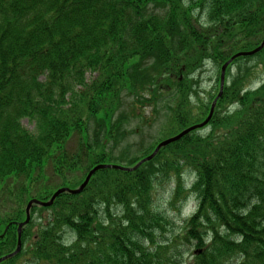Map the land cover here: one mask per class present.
I'll return each mask as SVG.
<instances>
[{
    "label": "trees",
    "instance_id": "trees-1",
    "mask_svg": "<svg viewBox=\"0 0 264 264\" xmlns=\"http://www.w3.org/2000/svg\"><path fill=\"white\" fill-rule=\"evenodd\" d=\"M263 38L264 0H0V257L17 248L31 200L79 187L99 163L136 165L176 128L203 121L210 107L197 94L195 111H179L198 93L195 73ZM242 59L264 65V46L229 64L206 125L136 169L101 168L82 191L33 202L21 251L0 264H170L158 251L178 241L194 248L183 264H264V82L252 86ZM126 95L136 117L174 103L168 134L142 142L132 159L120 147L130 136V115L117 113ZM183 172L195 178L197 206L170 232L174 220L154 193L176 180L171 202L180 209ZM157 232L172 236L157 243Z\"/></svg>",
    "mask_w": 264,
    "mask_h": 264
},
{
    "label": "rangeland",
    "instance_id": "rangeland-1",
    "mask_svg": "<svg viewBox=\"0 0 264 264\" xmlns=\"http://www.w3.org/2000/svg\"><path fill=\"white\" fill-rule=\"evenodd\" d=\"M161 9H158L159 13H164V11H166L168 9V6H162L160 7ZM196 18L202 22V23H206V21L208 20V15H207V10L206 9H202L200 7L197 8L196 10ZM264 39V38H263ZM263 39H261V41L259 42V44L261 45V42L263 41ZM259 45V46H260ZM258 46V45H257ZM258 46V47H259ZM256 47V48H258ZM255 48V49H256ZM225 49H227V46H225ZM254 50V49H253ZM256 60H251V61H247L242 59V61L239 62V64L242 65V67H250L251 69L249 70V74H250V80L252 81V86L254 88L259 87L263 82H264V65H256L255 64ZM222 67H219V64L212 63L210 60H208L205 63L204 69L195 73V77H197L200 80V84L196 85V92L198 93H194L192 94L191 99H185L186 101H184V108L180 107L179 111L180 112H189L193 107V111H195L197 108V105H199V97L203 98V102L207 103L210 107L209 113L211 111L212 105L213 103L217 100L216 99L221 91V85H220V76L222 73ZM237 71V66L235 68H233V73H235ZM89 77L91 78L92 76L90 74H88ZM194 76V75H193ZM191 76V78L193 77ZM227 77V70L225 73V78ZM229 79V78H228ZM227 80V78H226ZM199 96H197V95ZM206 101V102H205ZM134 99L133 97H130L128 95H126L125 97L123 96V107L122 109L120 108V110L117 112L118 115L120 112L126 111L125 113H127V115H130V123H127L125 126V132L130 134V136L128 135L122 146V149L127 147V149L131 150V153H129V157H125V159H132L133 157L139 156L140 155V149H141V145L142 142H145L146 144H153L154 142L156 143V135L157 133H160L161 136H165L168 134V128L170 127L169 124H167L169 121L172 120L171 116V106L174 107V103L170 104V110L164 105H160V107L156 108V110L152 107H146V112H145V116L146 117H136L134 116L135 113H139L140 110H135L134 109ZM180 99H176V106L179 104ZM123 110V111H122ZM133 113V114H132ZM208 118V115L206 117L203 116V121H205ZM202 122V121H201ZM23 124L25 127H27L29 130H34L35 129V124L32 123L31 121H29V119H24ZM196 124H192L189 127H192ZM171 128V127H170ZM185 128H176V130L174 131V135H172L171 137L177 136L178 134H180L182 131H184ZM170 138V137H169ZM182 138V136L180 137ZM179 138V139H180ZM77 137L75 136L74 139L72 138L69 144V150L71 153H74V151H78V146H77ZM167 139V138H166ZM177 139V140H179ZM165 139L159 141L156 146H158L162 141H164ZM136 143V145H134ZM126 146V147H125ZM166 146V145H165ZM118 147V146H117ZM143 148V146H142ZM120 149H117L116 151H119ZM152 154V153H151ZM158 154V153H157ZM155 154L152 159L157 155ZM150 155V154H149ZM148 156V155H147ZM142 165V164H140ZM45 172L47 173L48 177H53L55 176V178H53V182H59L61 181V179L57 176L54 175L52 168H50V166H47L45 168ZM183 187L184 191L183 193H186V188H189V186H191L192 182L194 181V178L183 172ZM174 183L176 184L177 181L173 180ZM172 181L166 183V187L162 182H158L156 185V191H155V202L157 204V206L163 211H167L166 215L169 216V219H172L174 221H171L169 225V230L170 232L172 231V228L170 229V225H172L175 229L177 228V231H179L182 227V224L184 222V220L189 217L195 209L196 206V200L193 196H191L190 194H188L186 201L181 202L178 207L180 209H175L174 205L172 204V199H173V191H174V184ZM31 202V201H30ZM29 202V203H30ZM33 202H38L39 201L37 199H35V201ZM44 202V201H41ZM28 203V205H29ZM33 204V203H32ZM42 204V203H41ZM27 205V207H28ZM32 206V205H31ZM31 208V207H30ZM0 214H3V211H0ZM24 223V221L22 222ZM168 232L167 236H162L160 235V232H157L156 235V240L157 243H161V241H165L167 238H171L172 234ZM156 243V244H157ZM177 247L178 248H174L173 246L164 248V249H159L158 253L160 254V256L162 257L163 260H170V264H177L174 262V260H178V263L183 264L184 261L190 262V260L193 259V252H194V248H192L190 251H187L186 246L184 245V242H177ZM155 246V245H154ZM153 246V247H154ZM177 253H180V255H178ZM173 259V260H172ZM29 261H26L25 263H28Z\"/></svg>",
    "mask_w": 264,
    "mask_h": 264
},
{
    "label": "water",
    "instance_id": "water-1",
    "mask_svg": "<svg viewBox=\"0 0 264 264\" xmlns=\"http://www.w3.org/2000/svg\"><path fill=\"white\" fill-rule=\"evenodd\" d=\"M263 45H264V41H263V43H262L258 48L254 49L253 51L239 52V53H237L233 58H235V57H237V56H239V55L254 54L255 52L259 51V50L263 47ZM229 63H230V61H228V62L224 65V67H223L222 79H221V89H222V87H223V85H224V81H225V69H226V67H227V65H228ZM215 104H216V101L214 102V104H213V106H212V108H211L210 115L208 116V118H207L203 123H199V124H196V125H194V126H192V127H189V128H187V129H185L184 131H182V132H181L180 134H178L177 136L170 137V138H168V139L162 141V142L156 147V149L154 150V152H153L151 155H149L148 157L144 158V159H143V160H142V161H141L136 167H138V166H139L141 163H143L144 161L151 159V158H152V157L158 152V150H159L162 146L167 145L168 143L173 142V141L179 139L181 136L185 135L186 133H188V132L191 131L192 129H195V128H198V127H201V126H203L204 124H206V123L209 121V119L211 118L212 114H213ZM136 167H134V168H136ZM101 168H119V169H126V170H130V169H132V168H125V167H123V166L116 165V164H98V165H96L94 168H92V169L89 171V173H88V175H87L85 181L81 184V186H80L79 188H76V189L61 188V189L57 190V191L54 193V195L52 196V198L50 199V201H47V202H40V203H42V204H44V205H50V204L53 203L54 199H55L60 193L66 191V190H70V192H72V193H78V192L82 191V190L84 189V187L87 185V183H88L89 179L91 178V176H92L97 170H99V169H101ZM33 201H35V200H32V201L29 203V205H28V213H29V209H30V207H31V205H32V203H33ZM28 216H29V215H28ZM20 248H21V244L19 243V246H18L17 250H16L14 253L9 254V255H6L5 257L1 258V259H0V262L3 261V260H5V259H7V258H9V257H11V256H13L14 254H16V253L20 250Z\"/></svg>",
    "mask_w": 264,
    "mask_h": 264
}]
</instances>
